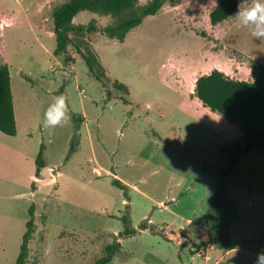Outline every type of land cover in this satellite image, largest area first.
Instances as JSON below:
<instances>
[{
    "label": "rangeland",
    "instance_id": "obj_1",
    "mask_svg": "<svg viewBox=\"0 0 264 264\" xmlns=\"http://www.w3.org/2000/svg\"><path fill=\"white\" fill-rule=\"evenodd\" d=\"M66 1L0 0V63L19 130L0 132V264H16L32 205L25 264H96L115 242L107 264H254L264 251V150L240 156L226 178L242 224L229 230L236 248L221 249L209 241L212 185L228 166L220 147L241 131L193 94L213 69L252 80L251 62L264 63V39L236 16L258 0L215 26L218 0H167L124 41L104 31L112 16L82 11L74 24L97 30L70 32L73 45L55 55L52 12ZM61 95L68 119L46 128ZM42 143L46 166L33 189ZM128 212L135 232L121 236Z\"/></svg>",
    "mask_w": 264,
    "mask_h": 264
},
{
    "label": "trees",
    "instance_id": "obj_2",
    "mask_svg": "<svg viewBox=\"0 0 264 264\" xmlns=\"http://www.w3.org/2000/svg\"><path fill=\"white\" fill-rule=\"evenodd\" d=\"M166 1L149 0L146 4H140L139 0H68L54 8L52 12L56 39L54 53L55 55L67 53L69 46L73 45L70 32L97 30L94 22H90L87 26L74 24V18L82 11L112 16L113 23L106 26L104 31L110 38L124 41L131 29L140 25L145 17L156 15ZM247 1L251 0H218L210 11V23L214 26L222 23L237 12L241 3ZM72 59L69 58V60ZM251 76L252 80H238L227 76L219 69H213L210 73L197 78L193 94L204 107L238 123L241 131L238 140L219 149L221 154L227 156L228 166L220 171L218 179L212 185V198L208 212L212 224V235L209 241L226 250L236 248L235 242H229L230 228L234 224H242L237 206L227 190L226 178L236 168L240 156L254 149L264 150L263 62L259 60L251 62ZM72 117L78 122L81 121L80 116L76 114H72ZM0 132L10 136H16L18 132L10 69L5 63H0ZM44 150L45 145L42 143L36 157L37 178H41V170L46 166ZM113 182L124 190L128 188L127 184L117 178ZM36 183L34 180L33 189L36 188ZM30 214L31 218L27 222V231L24 234L16 264H25L28 258L29 242L35 231L33 205L30 208ZM120 218L125 225L121 236L133 234L135 229L131 224L129 212ZM204 245L205 242H201L197 250ZM120 246V242L107 245L106 254L98 259L96 264L110 262Z\"/></svg>",
    "mask_w": 264,
    "mask_h": 264
},
{
    "label": "clouds",
    "instance_id": "obj_3",
    "mask_svg": "<svg viewBox=\"0 0 264 264\" xmlns=\"http://www.w3.org/2000/svg\"><path fill=\"white\" fill-rule=\"evenodd\" d=\"M239 26H253L251 35L264 39V2H258L253 7L236 13ZM68 119L64 96L56 97L54 105L48 107L44 114V127H55ZM254 264H264V251L257 253Z\"/></svg>",
    "mask_w": 264,
    "mask_h": 264
},
{
    "label": "crops",
    "instance_id": "obj_4",
    "mask_svg": "<svg viewBox=\"0 0 264 264\" xmlns=\"http://www.w3.org/2000/svg\"><path fill=\"white\" fill-rule=\"evenodd\" d=\"M165 6V5H164ZM163 6V7H164ZM195 99H196V101L199 103V104H201L202 105V103H201V101L197 98V97H195ZM204 107V106H203ZM207 108V107H206ZM207 109H209V108H207ZM210 110V109H209ZM15 116H16V114H15ZM17 127H18V124H17ZM19 131V130H18ZM241 133V132H240ZM17 134H18V132H17ZM241 135V134H240ZM41 174H42V172H41ZM34 179H35V181L36 182H40L41 181V179H38V178H36L35 176H34ZM35 192V191H34ZM233 250V249H232Z\"/></svg>",
    "mask_w": 264,
    "mask_h": 264
}]
</instances>
